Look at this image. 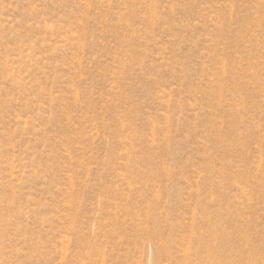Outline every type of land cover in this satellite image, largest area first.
I'll return each instance as SVG.
<instances>
[{
    "label": "rangeland",
    "instance_id": "374dc122",
    "mask_svg": "<svg viewBox=\"0 0 264 264\" xmlns=\"http://www.w3.org/2000/svg\"><path fill=\"white\" fill-rule=\"evenodd\" d=\"M0 264H264V0H0Z\"/></svg>",
    "mask_w": 264,
    "mask_h": 264
}]
</instances>
